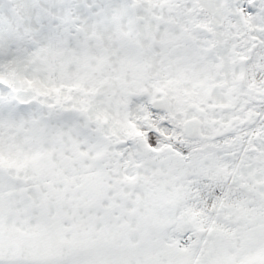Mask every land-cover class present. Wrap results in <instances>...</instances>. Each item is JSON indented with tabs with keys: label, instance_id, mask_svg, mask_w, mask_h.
<instances>
[{
	"label": "snow or ice",
	"instance_id": "obj_1",
	"mask_svg": "<svg viewBox=\"0 0 264 264\" xmlns=\"http://www.w3.org/2000/svg\"><path fill=\"white\" fill-rule=\"evenodd\" d=\"M0 264H264V0H0Z\"/></svg>",
	"mask_w": 264,
	"mask_h": 264
}]
</instances>
